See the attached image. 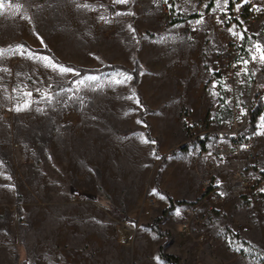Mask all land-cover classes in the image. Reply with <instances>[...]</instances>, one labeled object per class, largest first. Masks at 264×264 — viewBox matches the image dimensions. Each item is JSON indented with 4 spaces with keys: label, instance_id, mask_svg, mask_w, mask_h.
Listing matches in <instances>:
<instances>
[{
    "label": "rangeland",
    "instance_id": "obj_1",
    "mask_svg": "<svg viewBox=\"0 0 264 264\" xmlns=\"http://www.w3.org/2000/svg\"><path fill=\"white\" fill-rule=\"evenodd\" d=\"M193 1V12L206 3ZM187 4L4 0L0 49L23 45L49 57L35 51L47 48L62 63L84 67L131 68L137 59L144 119L170 151L189 141L187 94L196 92L201 107L213 105L207 84L226 41L227 25L201 22L189 29L163 20L164 9L188 19ZM247 12L240 8V21H230L238 33ZM251 36L264 44V26ZM0 68L7 69L0 71V264H162L158 239L148 229L161 215L151 192L162 157L145 136L132 80L116 84L121 72L74 78L75 71L60 73L11 51L0 56ZM25 101L30 106L16 111ZM205 129L206 140L215 138L212 124ZM147 198L154 199L149 214ZM234 248L237 257L226 251L216 262L200 256L194 264H264V251L239 242Z\"/></svg>",
    "mask_w": 264,
    "mask_h": 264
},
{
    "label": "crops",
    "instance_id": "obj_2",
    "mask_svg": "<svg viewBox=\"0 0 264 264\" xmlns=\"http://www.w3.org/2000/svg\"><path fill=\"white\" fill-rule=\"evenodd\" d=\"M205 1L207 5L210 0ZM212 1L213 6L207 11L217 14V12L224 10V14L229 15L230 21H233L232 19L240 21L237 18L240 8H247L248 12L244 13L246 15V22L242 23L244 38L240 39L229 31V29H232L238 33V31L234 30L236 28L235 24L233 25L230 21L227 24V31L223 38L224 41L228 37L233 38L249 54V51L253 50V45L255 44L253 43L254 37L251 35H258L261 26H264V0H248L247 3H242V0H229L226 6H223V0H221V8H217L216 0ZM187 3L184 12L192 11L188 16L190 29L192 26L198 24L197 21L201 20L198 17L197 7L196 11L193 12L195 8L194 1L187 0ZM229 4L231 8H229ZM167 12L170 15V21L178 18L180 21L175 23L183 25V18H181L183 16L181 14L175 13L174 10ZM252 76V72L243 76V81L245 82L244 93L249 90ZM262 82H264V79H262ZM207 88L213 94L214 102L216 95L211 90L209 83L207 84ZM197 95L196 92H189L187 94L185 103L189 104L190 111L187 117H183V120L186 122V125L190 119L192 122H203L204 125L208 122L215 127V138H209L210 140H206L205 142L204 151L211 153L216 150L221 132L233 128V123L231 121H223L218 113H213L212 106L209 109H206L205 106L201 107ZM145 110L141 106V111L144 112V115ZM262 122H264V109L259 116L255 133L243 140L246 145L256 150L257 155L260 153L262 157L258 155L254 161H241L240 166L244 170V173L264 172V131L260 127ZM148 125L150 134V124L148 123ZM207 133H210V131L206 130ZM155 139L154 153L162 158L166 156V162L160 169L158 183L157 185L154 184V192H151L156 202L154 208L156 215L162 214V211L169 206V200L162 193L166 192L173 201H198V217L202 220V223L199 226H195L193 230L188 232L182 231V221L189 206L187 204L176 205L167 214L164 222L159 224L163 230L171 234L170 240L167 241L165 237L154 234L158 239V247L165 243L164 251L168 254L179 256L183 264H194L195 260L200 256L214 257L216 262V257L226 255V251H230L232 256L237 257L239 254H235L233 249L238 245V242L242 243V245H249L250 247L264 251V201L261 196L263 189L259 186L242 187L239 181H236L230 174L237 166L234 160L216 158L213 169H206L202 161H195L192 149L184 151L175 150L177 146L168 151L167 144L164 142L159 143L157 138ZM197 146L199 145L196 143L189 147ZM173 150L174 153H172ZM189 166L192 169H197L202 177H212L214 192L217 191L222 194L219 202L215 203L213 201L212 193H203L200 186V177L196 176L195 171L189 169ZM177 209L180 210L179 215L176 214ZM257 231L261 233L259 241L256 239ZM228 240L231 241L232 245H228ZM157 257L162 264H168L159 255Z\"/></svg>",
    "mask_w": 264,
    "mask_h": 264
},
{
    "label": "built area",
    "instance_id": "obj_3",
    "mask_svg": "<svg viewBox=\"0 0 264 264\" xmlns=\"http://www.w3.org/2000/svg\"><path fill=\"white\" fill-rule=\"evenodd\" d=\"M197 13L199 19L205 22L227 25L230 21L228 14L218 15L208 12L206 5L201 3L197 7ZM169 18V13L164 9L163 20L166 21ZM189 23V19L183 18V25L186 28H189ZM246 51L231 37H228L221 47L220 57L216 61L215 69L208 83L216 95L212 105L213 113H218L223 121H231L233 128L221 132L215 151L207 153L198 146L194 149V157L196 162L202 161L206 169H213L216 158L234 160L237 166L231 171V176L239 181L242 187L259 186L263 189L264 172L244 173L240 166L241 161H254L256 159V151L241 141L239 136L247 129L251 112L257 102L264 97V82H262V79H264V63H260L258 60L251 61ZM242 59L249 60V63L244 65ZM245 67L246 72L244 71ZM251 72L253 76L250 80V87L244 93L245 82L243 76ZM187 126L190 131L188 140L194 141L192 144H198L197 141L205 139L206 129L203 122L188 121ZM188 168L192 169L190 166ZM194 171L200 177V186L203 193H212L213 201L215 203L219 202L222 194L217 191L214 192L212 177H202L197 169H194ZM153 203V198L146 199V214L150 213ZM198 211L197 205H192L187 209L181 225L183 231H188L201 224ZM227 243L229 246L232 245L230 240Z\"/></svg>",
    "mask_w": 264,
    "mask_h": 264
},
{
    "label": "trees",
    "instance_id": "obj_4",
    "mask_svg": "<svg viewBox=\"0 0 264 264\" xmlns=\"http://www.w3.org/2000/svg\"><path fill=\"white\" fill-rule=\"evenodd\" d=\"M213 6V1L210 0L207 4L206 9L209 10L211 7ZM229 8H231L230 4H229ZM180 19L175 18L172 19L170 22L171 23H175V22H179ZM36 52L42 53V54H46L49 57H51L55 62L60 63L66 67H70L72 68L76 75L74 76V78L77 77H82L85 75H98V74H103V73H108V72H121V73H126V74H130L133 78H132V87L137 95L139 104L143 107V109L145 110V105L140 97V93L138 92V90L136 89L137 84L139 83V79H140V74L143 70V66L140 64V62L136 59L134 61L133 67H127L123 64H119V63H112V64H103L101 66L98 67H84V66H78L72 63H62L61 61H59L53 54L52 52L47 49V48H38L35 49ZM264 109V99H260L256 106L254 107V109L251 112V119H250V123L247 127V129L242 132L239 136V139L241 141L245 140L247 136H250L252 134L255 133L256 129H257V122L259 120V116L261 115V113L263 112ZM144 112L141 111L139 113V120L142 121L145 125H146V130H145V136L147 139L153 140L156 142L155 138H152L149 134V125L146 122V120L143 117ZM194 141H189L186 142L180 146H178L175 150H187L188 147L193 143ZM201 144V148L202 150H205V142L206 139H202L197 141ZM172 153H174V150L172 151ZM166 162V156L162 158L161 163L159 164V168L157 170V173L155 175V179H154V184L157 185L158 180H159V176H160V169L162 168V166L164 165V163ZM164 194V196L167 197V199L169 200V206L166 207L163 211L162 214L159 217H155L152 218L148 224V228L149 230L160 237H165L166 240H170L171 238V234L166 231L163 230L159 224H161L162 222H164V220L166 219L167 214L176 206L179 204H187L188 206H191L193 204L196 203L195 202H185V201H173L172 198L170 197V195H168L166 192H162ZM261 196L263 198L264 201V188H263V192L261 193ZM17 211L20 212V206H17ZM166 241V242H167ZM164 247H165V243L161 244L158 247V255L159 257L165 261L168 264H183L181 262V259L173 254H168L164 252ZM22 264H25V260L23 261Z\"/></svg>",
    "mask_w": 264,
    "mask_h": 264
},
{
    "label": "snow or ice",
    "instance_id": "obj_5",
    "mask_svg": "<svg viewBox=\"0 0 264 264\" xmlns=\"http://www.w3.org/2000/svg\"><path fill=\"white\" fill-rule=\"evenodd\" d=\"M164 2L167 3L168 0H164ZM247 2H248V0H242V3H247ZM115 3L123 4V3H127V0H115ZM228 3H229V0H223V6H226ZM216 5H217V8H221L222 7L221 0H216ZM81 6L82 7H88L87 4H84ZM206 7H207V5H206ZM3 8H4V0H0V10H2ZM238 8H239V6H238ZM117 14L119 15V13H117ZM101 19H103V17H101ZM201 22L202 21H197V23H201ZM229 31H231L234 36H238L240 39L244 38L243 33H237L235 31H233L232 29H229ZM6 51H11L13 54L27 55V57L29 59L34 58V59L40 60V61L44 62L47 67H51L55 70H58L60 73H72V72H74V70L70 67H64L62 65L57 64L51 57L39 56L35 53H31L28 49H25L23 45H19L15 49H9V50L0 49V56L5 55ZM249 57H250L251 61H257L258 60L260 63H264V45H262L259 41L256 42L253 45V50L249 51ZM242 63L244 65H247L249 63V60H243L242 59ZM0 71H7V69L0 68ZM244 71L245 72L247 71L246 67H245ZM117 75H119L121 77V79H114V82L116 84H124V83L132 80V78H133L130 74H126V73H118ZM237 75H239V73H237ZM86 79L89 81H95L98 79V77L89 76V77H86ZM79 83L83 84L84 80L79 81ZM24 95L27 97H31L32 93L27 92V93H24ZM134 95H135V93H133V96ZM42 98L47 99L49 101L51 100V96H49L47 93L42 94ZM128 98L131 99L132 97H128ZM136 102L139 103L138 100ZM29 106H30L29 102L25 101L21 106L17 107L15 110L20 111V110H23L25 108H28ZM138 123H139V121H138ZM260 127H261L262 131H264V122L261 123ZM144 142L147 143L148 141H144ZM151 142L155 143V141H151ZM176 214L177 215L180 214L179 209L176 210Z\"/></svg>",
    "mask_w": 264,
    "mask_h": 264
}]
</instances>
